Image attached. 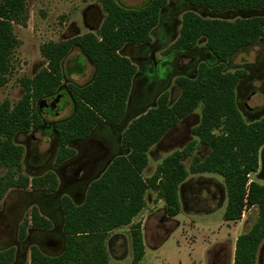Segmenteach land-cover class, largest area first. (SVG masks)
<instances>
[{
  "label": "trees",
  "instance_id": "16d2710c",
  "mask_svg": "<svg viewBox=\"0 0 264 264\" xmlns=\"http://www.w3.org/2000/svg\"><path fill=\"white\" fill-rule=\"evenodd\" d=\"M106 12L97 32H87L70 39L49 41L41 48L47 66L33 77L21 79L23 96L15 103H0V200L10 188H43L55 192L58 177L54 172L29 178L21 174L24 150L15 141L20 132L42 126L33 106L38 99L55 95L62 87L64 62L78 48L83 62L95 65V75L83 84L70 82L68 88L74 101L72 114L55 123L59 138L56 164L60 165L76 153L75 144L89 137L101 123L117 125L124 119L127 102L137 66L120 53L125 44H144L152 39L161 10L168 0H148L139 7H127L118 0H99ZM192 6H204L213 13L229 10L251 11L264 8V0H188ZM29 18L27 0H0V87L9 81L13 70V54L20 41L15 24L24 25ZM206 39L209 50L219 62H202L194 78L176 79L181 91L171 100L163 92L157 105L134 118L122 133V146L130 149L116 156L103 174L92 181L82 202L63 195V231L65 245L58 255L31 247L29 264H110L106 240L114 229L131 225L132 260L141 264L145 256V240L140 222L134 218L146 206V193L152 188L166 204L168 216L180 213V187L190 174L205 172L222 176L227 205L224 219L237 221L245 211L258 208L252 228L236 241L234 264H257L264 240V184L252 180L260 167V150L264 146V114L246 121L238 104L237 90L246 74L244 69L229 71L226 62L244 48L264 39V14L238 17L234 20L206 18L193 10L184 13L180 33L167 53L176 49H193ZM84 73L83 71L79 72ZM201 107V119L193 128L197 137L183 149H177L157 166L155 173L143 177L149 164L150 149L180 120ZM204 146L208 152L201 157L194 151ZM192 158L189 166L185 159ZM29 227L48 230L52 222L33 207L20 229V239ZM15 249L0 250V264H12Z\"/></svg>",
  "mask_w": 264,
  "mask_h": 264
},
{
  "label": "rangeland",
  "instance_id": "374dc122",
  "mask_svg": "<svg viewBox=\"0 0 264 264\" xmlns=\"http://www.w3.org/2000/svg\"><path fill=\"white\" fill-rule=\"evenodd\" d=\"M147 1L118 0L120 4L127 7H139ZM27 7L29 18L26 24H15L14 26L20 44L13 54V70L9 75V81L5 86L0 87V103L5 99L13 103L18 101L24 92L21 79L33 77L47 66V59L41 50L44 44L49 41L70 39L87 32H97L106 14L99 0H27ZM188 10H193L206 18L229 20L264 14V8L246 12L229 10L213 13L204 6H192L188 0H168L167 8L161 11L159 25L152 31L151 41L143 46L127 43L120 50L122 55L129 56L137 66L136 78L139 83L141 80L142 84L146 82L143 87L142 84L137 87L133 86L132 93L130 92L129 99L132 95L131 112L137 106L141 107L130 115L129 120L121 125H109L103 122L94 130L93 138L99 139L108 148L107 150L102 149L94 141L86 139L76 144L74 157L55 167L57 150L54 151L51 159L50 138L41 137L37 130L18 133L17 142L24 147L21 174L33 178L34 175H43L49 170L56 171L60 194L31 187L10 188L4 194L0 201V250L15 249L16 255L12 264H29L33 245L39 246L48 254H59L65 244L61 197L63 195L73 196L76 202H82L89 184L106 169L111 159L115 155L130 151L122 146L121 134L134 117L147 111L150 104L155 105L156 100L164 91L170 93L172 101L176 100L181 91L176 82L177 77L194 78L200 63L219 62L209 50L204 38L200 39L193 49H181L183 53L196 57L197 61L194 65L187 57L179 61V55L174 51L166 53V50L178 38L183 15ZM207 51L212 54L211 57H207L205 54ZM81 57L82 53L75 48L66 58L62 87L68 88L70 82L83 85L95 75V65L87 58L83 59L85 73L78 75L73 72L75 58ZM263 61L264 39H260L234 54L225 63L229 71L246 70V79L251 86L252 93L245 90L243 86L237 90L238 104L246 121L260 118L264 114ZM141 91H143V98L136 99L141 95ZM145 97H147V102H145ZM72 111L73 103L70 102L58 116L52 117V120L67 117ZM48 118L51 119L50 116ZM200 119L201 107L190 116L180 120L150 150L149 164L142 173L144 178L151 177L157 166L169 154L177 149H183L189 142L197 139L192 130L199 124ZM48 127L46 123L45 128ZM29 138L33 140L32 146H36L39 154H44L47 159L49 158L40 168L34 166L27 158L26 144ZM207 152L208 149L204 146L194 151L201 157H204ZM103 153L107 155V161L104 164L99 158ZM191 160V157L185 159L187 166L190 165ZM72 161L75 162L67 164ZM83 164L85 167L81 169L79 178L70 181L73 173ZM261 169L260 161L258 171L250 177L264 184ZM6 171V167L0 168V175ZM64 179H69L67 184H64ZM179 194L180 213L175 217H170L166 211V204L163 199L159 198L158 192L152 188L147 191L145 209L133 220V223L144 224L142 230H144L146 249L141 264H234L237 238L252 228L259 215L258 208L254 207L245 211L240 220H225L223 215L228 199L225 183L222 176L211 172L190 174L181 185ZM35 206L50 216L53 227L47 231L30 227L25 240H21L19 238L20 224L29 217ZM131 228L132 224L124 225L108 234L106 246L110 264L131 262ZM46 237H52L58 242L54 245L55 248L45 243ZM263 245L264 240L260 246L257 264H264V261L260 259Z\"/></svg>",
  "mask_w": 264,
  "mask_h": 264
},
{
  "label": "flooded vegetation",
  "instance_id": "af4514ba",
  "mask_svg": "<svg viewBox=\"0 0 264 264\" xmlns=\"http://www.w3.org/2000/svg\"><path fill=\"white\" fill-rule=\"evenodd\" d=\"M165 8H167V5L162 9L164 10ZM161 10V11H162ZM161 17V16H160ZM161 20V19H160ZM160 20H159V23H160ZM158 23V25H159ZM157 25V26H158ZM156 26V27H157ZM155 27V28H156ZM154 28V29H155ZM153 29V30H154ZM176 41V40H175ZM145 44H148V43H144L140 46H143ZM171 46V45H170ZM179 50V51H177ZM174 52H176L177 55H179V61H182L184 59V57H187V58H190V61H191V64L194 65L197 61L196 57L194 55H190V54H185L183 53V50L181 49H176V50H173ZM171 51V52H173ZM169 52V53H171ZM166 53H167V50H166ZM167 53V54H169ZM181 54V55H180ZM194 54V53H193ZM205 54L207 55V57H211L212 54L210 52H205ZM176 55V56H177ZM214 56V55H213ZM79 58H75V63H74V66H73V72L78 74V75H83L85 73V63L84 61L81 62V61H78ZM264 62V61H263ZM83 71L84 73L80 74L79 72ZM246 75L245 74L243 76V78L241 79L240 81V84L238 86V89L240 88V86H243L244 88H246L245 90H247L248 92L252 93L251 92V86L250 84L248 83L247 79H246ZM146 82V81H145ZM145 82L144 84H142V80L139 81L136 79L135 81V85L134 87H137L138 85L142 84L141 86L143 87L145 85ZM263 82H264V79H263ZM248 85H246V84ZM263 88H264V85H263ZM135 90V89H134ZM254 91V90H253ZM24 93V92H23ZM254 93V92H253ZM23 96V95H22ZM21 96V97H22ZM238 97V96H237ZM59 98V99H58ZM58 99V100H57ZM6 100V99H5ZM4 101V100H3ZM17 102V101H16ZM70 102L73 103V108H74V101L70 95V90L66 87H61L60 90L55 94V95H51V96H45V97H42L40 99L37 100L36 103H34V107L36 108V111L38 113V115L40 116L41 120H42V126H40L39 128H33L31 129V131L29 132H32V131H35L37 130V132H39V134L41 135V137H47V138H50L51 139V159L53 158V153L55 150H57L55 153H56V158H55V161H54V166L57 167L59 165L56 164V160H57V153H58V149H59V146H60V143H59V138H58V135H57V132L55 130V123L57 121H59L60 119H63V118H60V119H57V120H52V117H56L58 116V114H60L62 111H63V108H65L66 105L70 104ZM13 103V102H12ZM246 110H250L249 108H246ZM131 108L129 109V114H131ZM72 114V113H71ZM70 114V115H71ZM69 115V116H70ZM47 116V117H46ZM51 117V119H49L48 117ZM68 117V116H67ZM66 118V117H64ZM48 123L49 127L48 128H45V124ZM24 133H28V132H24ZM18 135V134H17ZM17 135L15 136V141L17 142ZM95 136V133H92V135H90V137L86 138L87 141H91V142H95L97 143L99 146H101V148L107 150L108 148L106 146L103 145V143L97 139V138H93ZM85 139V140H86ZM104 139V138H103ZM40 140V139H39ZM29 142L26 144V151H27V158H29L30 162L36 166L37 168H40L42 166L45 165V163L48 161V159L46 158V155H42V154H39L38 150L36 149V146L33 145L32 146V142L33 140H31L29 138L28 140ZM84 141V140H83ZM18 143V142H17ZM20 144V143H19ZM22 145V144H20ZM23 147V146H22ZM76 147V144L75 146ZM100 148V149H101ZM23 150H24V147H23ZM101 157H99L102 161H103V164L105 163V161H107V155H105L104 153L100 155ZM24 157V156H23ZM74 157V156H73ZM72 158V157H71ZM70 159V158H69ZM67 159V160H69ZM66 160V161H67ZM64 161V162H66ZM63 162V163H64ZM73 162L75 161H72L70 163H67V164H72ZM61 163V164H63ZM60 164V165H61ZM83 167H85V165H81L77 168V170L73 173V176L70 178V181H74V180H77L79 178V173L81 171V169H83ZM49 172H54L56 175V171L54 170H49L47 171L46 173H44L43 175H34L35 176H44L46 175L47 173ZM58 177V175H57ZM69 179H64V184H67ZM57 192V194H59L60 191H58V188L57 190L55 191ZM4 197V196H3ZM3 199V198H2ZM1 199V200H2ZM76 199V198H75ZM0 200V201H1ZM25 221V219H24ZM24 221L20 224V227H19V238H20V229H21V225L24 223ZM30 228V227H29ZM28 228V229H29ZM29 230H27V234H28ZM27 237V236H26ZM25 240V239H24ZM48 246L50 247H53L55 248V244H58V242H56V240H54L52 237H46V242H45ZM260 259L264 261V245L262 247V250L260 252Z\"/></svg>",
  "mask_w": 264,
  "mask_h": 264
},
{
  "label": "crops",
  "instance_id": "0c3cea01",
  "mask_svg": "<svg viewBox=\"0 0 264 264\" xmlns=\"http://www.w3.org/2000/svg\"><path fill=\"white\" fill-rule=\"evenodd\" d=\"M150 41H151V40H150ZM150 41H149V42H150ZM149 42H146V43H149ZM134 45H135V44H134ZM140 45H142V44H140ZM127 57H129V56H127ZM129 58H130V57H129ZM130 59H131V58H130ZM131 60H132V59H131ZM134 64H135V63H134ZM136 75H137V72H136ZM136 75L134 76V79H133V84H132V88H131V91H130L131 93H132L133 86L135 85V81H136V79H137V78H136ZM164 92H165V91H164ZM129 96H130V95H129ZM131 98H132V95H131ZM131 98H130V99L128 98V99H129V106H128V104H127V110H126V115H125L124 119L122 120V122H120V123L117 124V125H121V124L125 123V121L129 120L130 115H131L133 112H135L136 109H139V108L141 107V106H140V107L137 106L136 109H135L133 112L130 111L131 114H129ZM139 98H143V91H141V95H139V96L136 97V99H139ZM158 98H159V97H158ZM157 101H158V99L156 100V104H155V105H151V104H150L149 107L147 108V111H148L149 109L155 107V106L157 105ZM145 102H147V97H145ZM127 103H128V102H127ZM133 103L135 104V99L133 100ZM143 107H144V106H142V108H143ZM147 111H145V112H147ZM145 112H142V113L138 114V115L135 116L134 118L138 117L139 115H141V114H143V113H145ZM105 124H109V123H105ZM100 125H102V123L99 124L98 126H100ZM109 125H112V124H109ZM98 126H97V127H98ZM97 127H96V128H97ZM96 128H95V129H96ZM95 129H94V130H95ZM94 130L92 131V133L94 132ZM123 131H124V130H123ZM92 133H91L90 135H92ZM122 133H123V132H122ZM90 135H89V136H90ZM121 135H122V134H121ZM154 146H155V145H154ZM154 146H153V147H154ZM153 147H152V148H153ZM152 148H151V149H152ZM151 149H150V150H151ZM75 150H76V147H75ZM149 152H150V151H149ZM128 153H129V151H128V152H125V153L118 154V155H126V154H128ZM118 155H115V156L113 157V159H114L116 156H118ZM113 159H111V161H112ZM111 161H110V162L108 163V165L106 166V169H107V167L109 166V164L111 163ZM106 169H104V171H105ZM145 169H146V168H145ZM104 171H103V172H104ZM103 172H102L98 177H96L94 180L98 179V178L103 174ZM94 180H93V181H94ZM90 184H91V183H90ZM90 184H89V185H90ZM88 187H89V186H88ZM40 189L45 190V189H43V188H40ZM87 189H88V188H87ZM86 191H87V190H86ZM59 194H60V192H59ZM59 194H58V195H59ZM71 197L74 199L73 196H71ZM85 197H86V195H85ZM84 199H85V198H84ZM60 200H61V199H60ZM74 200H75V199H74ZM146 200H147V195H146ZM75 201H76V200H75ZM147 202H148V201H147ZM60 203H61V201H60ZM61 206H62V205H61ZM144 209H145V208H144ZM40 212H41L42 215H44V216L47 217L49 220H51V222H52V227H53V221H52V219L50 218V216H48L47 214H45V213L42 212L41 210H40ZM140 213H141V212H140ZM140 213H139V214H140ZM139 214H138V215H139ZM138 215H137V216H138ZM137 216H136V217H137ZM136 217H135V218H136ZM140 220H141V219H140ZM144 222H145V221H144ZM143 226H144V224L142 225V229H143ZM52 227H51L50 229H52ZM50 229H48V230H50ZM42 230H43V229H42ZM45 231H47V230H45ZM143 233H144V230H143ZM64 245H65V244H64ZM40 249H41V248H40ZM63 249H64V248H63ZM41 250H42V249H41ZM42 251H43V250H42ZM62 251H63V250H62ZM62 251H61V252H62ZM43 252H44V251H43ZM61 252H60V253H61ZM45 253H46V252H45ZM60 253H59V254H60ZM46 254H48V253H46ZM50 255H52V254H50ZM56 255H58V254H56Z\"/></svg>",
  "mask_w": 264,
  "mask_h": 264
},
{
  "label": "water",
  "instance_id": "95a60500",
  "mask_svg": "<svg viewBox=\"0 0 264 264\" xmlns=\"http://www.w3.org/2000/svg\"><path fill=\"white\" fill-rule=\"evenodd\" d=\"M59 99V98H58ZM57 99V100H58ZM260 161H261V176L264 177V146L260 150Z\"/></svg>",
  "mask_w": 264,
  "mask_h": 264
}]
</instances>
